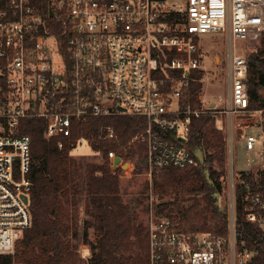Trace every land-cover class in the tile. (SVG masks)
Segmentation results:
<instances>
[{
  "label": "built area",
  "instance_id": "obj_1",
  "mask_svg": "<svg viewBox=\"0 0 264 264\" xmlns=\"http://www.w3.org/2000/svg\"><path fill=\"white\" fill-rule=\"evenodd\" d=\"M46 1L0 0V255L13 254L32 224L34 162L25 120L43 119L46 140H70L76 124L94 118H143L147 127L131 144L143 143L151 170L162 171L197 164L189 129L211 117L227 138L220 179L231 202L227 232L186 231L152 215L149 263L256 264L258 251L237 238L236 209L241 186L244 219L264 233V109L250 108V67L239 46L262 48L264 0ZM201 34H222L229 45L228 94L207 104L200 97L195 106L192 85L203 84L205 71ZM236 127L249 129L242 137L250 156L242 164ZM100 131V138L117 137L113 126ZM83 143L91 145L77 139L71 152ZM108 157L113 167L116 152ZM127 164L123 172L132 175L135 166Z\"/></svg>",
  "mask_w": 264,
  "mask_h": 264
},
{
  "label": "trees",
  "instance_id": "obj_2",
  "mask_svg": "<svg viewBox=\"0 0 264 264\" xmlns=\"http://www.w3.org/2000/svg\"><path fill=\"white\" fill-rule=\"evenodd\" d=\"M38 1L47 3L46 0ZM247 60L251 74L248 81L250 108L264 109V35L260 51L249 54ZM195 76L201 78L198 72ZM202 88V83L192 85L195 106H201ZM104 126H113L117 137L100 138ZM146 127V120L140 117L94 118L85 124H76L70 140H46L43 119L25 120L23 132L31 137L34 162L29 205L32 224L17 242L13 254L0 255V264H150L146 229L138 222L136 208L123 201L120 181L123 170H114L108 157L109 152L114 151L124 162L135 161V173H142V165L147 166L145 146L131 142L142 135ZM80 138L90 139L93 150L102 153V163L71 156L72 145ZM59 140L63 141L62 148ZM187 147L197 164L162 170L160 175L155 172L153 192L160 199L171 195L205 197L213 208L214 219L213 225L204 232L225 234L229 209L218 205L224 171L216 170L215 164L225 160L227 138L217 130L214 119L201 117L192 122ZM248 180L253 182V177ZM240 188L236 209L237 238L248 248L258 251L256 264H264V233L245 221ZM84 198L85 217L80 211ZM174 206L160 204L159 216L177 223L173 213L180 209ZM90 230L95 235V246L90 243ZM192 230L202 231L195 227ZM81 242L91 249L87 260L81 256Z\"/></svg>",
  "mask_w": 264,
  "mask_h": 264
},
{
  "label": "rangeland",
  "instance_id": "obj_3",
  "mask_svg": "<svg viewBox=\"0 0 264 264\" xmlns=\"http://www.w3.org/2000/svg\"><path fill=\"white\" fill-rule=\"evenodd\" d=\"M198 41L201 45L205 60V71L203 73V89L200 93V97L206 104L209 102L213 103L220 99L225 100L228 94L225 62L229 59V45L225 41L222 34H201L198 37ZM239 48L240 51H244L245 54L248 56L249 54H252L254 46L251 44H245L239 46ZM248 131L249 129H245L242 127H236V129L232 131L235 136V153L236 159L239 164L244 163L246 159L250 156V153H248L243 147L242 137L243 134ZM97 153L98 154L95 153L89 143H83L82 145L77 146L71 152V156L76 159H82L90 163H102V153ZM130 163L135 166V161H131ZM260 163L261 162H259V164ZM129 168L130 166L128 165L125 166L124 169H121L124 171H128ZM225 168L226 157L221 164L218 162L215 164V169L218 171L225 172ZM155 172L160 175L162 171L156 169L151 170L147 163V166H144V164L142 165V173L140 174H136L134 170L132 175H127L124 172L120 175L123 201L124 203H131V205L136 208L138 222L143 225V227L146 229V232L147 224L150 217L152 215L159 216L158 207L160 204L165 203H172L173 205H175L174 209H180V212L175 211L173 213V215L177 217V225L180 229L186 231H194L192 230V228L195 227L201 228V232L207 231L208 228L213 225L212 221L214 219V213L212 211L213 208L205 199V197H193L190 195L175 197V195H171L165 197V199H160V196L154 194L152 188L153 176ZM218 205L222 207H227L230 211L231 202L229 197L225 193H222L219 196ZM205 223H207V226H205L204 228ZM89 236L90 243L95 246L96 239L93 230H90ZM84 247L86 246H84V244L81 242L80 252L83 259H85L82 254V249Z\"/></svg>",
  "mask_w": 264,
  "mask_h": 264
},
{
  "label": "crops",
  "instance_id": "obj_4",
  "mask_svg": "<svg viewBox=\"0 0 264 264\" xmlns=\"http://www.w3.org/2000/svg\"><path fill=\"white\" fill-rule=\"evenodd\" d=\"M85 207H86V201L84 198L83 202L80 205L81 216L83 217L85 216ZM84 246L86 247L82 249V254L85 259H88L91 256V249L87 245H84Z\"/></svg>",
  "mask_w": 264,
  "mask_h": 264
},
{
  "label": "water",
  "instance_id": "obj_5",
  "mask_svg": "<svg viewBox=\"0 0 264 264\" xmlns=\"http://www.w3.org/2000/svg\"><path fill=\"white\" fill-rule=\"evenodd\" d=\"M52 15H53V12H52V10H50V16H52ZM121 164H122V159L120 157H117L113 160V168L114 169H117L119 167H122L124 169L125 166H128L127 163L123 164L122 166H121ZM24 200L26 203H28V198L25 197Z\"/></svg>",
  "mask_w": 264,
  "mask_h": 264
}]
</instances>
